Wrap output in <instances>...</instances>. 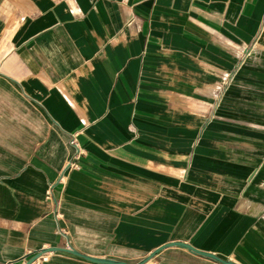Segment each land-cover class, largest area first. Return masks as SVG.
<instances>
[{"label": "crops", "instance_id": "1", "mask_svg": "<svg viewBox=\"0 0 264 264\" xmlns=\"http://www.w3.org/2000/svg\"><path fill=\"white\" fill-rule=\"evenodd\" d=\"M173 243L264 264V0H0V264Z\"/></svg>", "mask_w": 264, "mask_h": 264}, {"label": "water", "instance_id": "2", "mask_svg": "<svg viewBox=\"0 0 264 264\" xmlns=\"http://www.w3.org/2000/svg\"><path fill=\"white\" fill-rule=\"evenodd\" d=\"M173 244H177V245H181V246H185V247H188L190 248L191 250H194L196 251L197 253L199 254H202V255H205V256H208V257H211L213 259H216L217 261H220L221 263H224V264H234L230 261H224V260H221L220 258L216 257L215 255L213 254H210V253H205V252H201V251H197L196 249H194L193 247H191L190 245H187V244H184V243H173ZM55 251H62V252H66V253H69V254H72V255H75V256H78V257H81L87 261H90V262H93V263H97V264H127L125 262H122V261H114V260H106V259H94V258H91V257H88V256H85V255H82L81 253L75 251L74 249H63V248H52V249H46L40 253H38L37 255H35L32 259H30L26 264H31L36 258H38L40 255H43V254H46V253H50V252H55ZM148 260H145V261H142L141 263L139 264H145Z\"/></svg>", "mask_w": 264, "mask_h": 264}, {"label": "built area", "instance_id": "3", "mask_svg": "<svg viewBox=\"0 0 264 264\" xmlns=\"http://www.w3.org/2000/svg\"><path fill=\"white\" fill-rule=\"evenodd\" d=\"M71 144L76 148V154L67 163L66 168H65L64 172L61 175L60 181H62L64 179V174H65L66 171L74 170V169L77 168L78 160L83 155V152L81 151V149L79 148V146L77 144L76 135L72 136ZM46 261H48V257H47L46 254H43V255H40L38 258H36L31 264H41V263H44Z\"/></svg>", "mask_w": 264, "mask_h": 264}]
</instances>
